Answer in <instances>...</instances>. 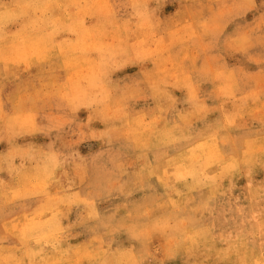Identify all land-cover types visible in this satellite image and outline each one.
Returning <instances> with one entry per match:
<instances>
[{
  "label": "rangeland",
  "instance_id": "1",
  "mask_svg": "<svg viewBox=\"0 0 264 264\" xmlns=\"http://www.w3.org/2000/svg\"><path fill=\"white\" fill-rule=\"evenodd\" d=\"M262 3L0 0V264L264 262Z\"/></svg>",
  "mask_w": 264,
  "mask_h": 264
},
{
  "label": "bare ground",
  "instance_id": "2",
  "mask_svg": "<svg viewBox=\"0 0 264 264\" xmlns=\"http://www.w3.org/2000/svg\"><path fill=\"white\" fill-rule=\"evenodd\" d=\"M3 6H4V5H3ZM3 9H4V8H3ZM1 10H2V9H1ZM3 22H4V21H3ZM40 41H41V39H40ZM40 41H39V42H40ZM43 41H44V39H43ZM45 42H46V41H45ZM63 43H64V42H63ZM61 45H62V44H61ZM7 57H8V56H7ZM254 143H255V142H254ZM254 146H255V145H254ZM203 148H205V147H203ZM206 149H208V148H206ZM196 150H197V149H196ZM198 150H199V149H198ZM198 150H197V151H198ZM201 150H202V149H201ZM202 151L204 152V150H202ZM202 151H200V152H202ZM205 152H207V150H206ZM194 153H195V152H194ZM194 153H193V154H194ZM197 153H198V152H197ZM248 153H249V152H248ZM201 154H203V153H201ZM201 154H200V155L198 154V155L201 156ZM210 154H211V153H210ZM190 155H191V154H190ZM196 155H197V154H196ZM196 155H195V157H197ZM175 156H177V155H175ZM178 156H179V155H178ZM178 156H177V157H178ZM186 156H187V155H186ZM186 156H184V158H185ZM199 156H198V157H199ZM206 156H208V155H204V159L207 158ZM213 157H214V156H213ZM173 158H174V157H173ZM181 158H182V157H181ZM187 158H188V157H187ZM187 158H185V159H187ZM190 158H191V157H190ZM192 158L194 159L193 156H192ZM195 159H196V158H195ZM195 159H194V160H195ZM199 159H200V157H199ZM201 159H202V156H201ZM201 159H200V160H201ZM209 159H210V157H209ZM242 159H243V158H242ZM169 160H170V159H169ZM224 160H225V159H224ZM238 160H239V159H238ZM246 160L248 161V159H246ZM167 161H168V160H167ZM181 161H182V160H181ZM181 161H180V162H181ZM198 161H199V160H198ZM213 161H214V160H213ZM233 162H236V161H233ZM242 162H243V160H242ZM167 163L169 164V162H167ZM223 163H224V162H223ZM225 163H226V161H225ZM244 163H245V162H244ZM162 164H163V163H162ZM180 164H181V163H180ZM183 164H184V162H183ZM186 164H187V163H186ZM188 164H189V163H188ZM192 164H193V163H192ZM192 164H190V165H192ZM195 164H196V163H195ZM228 164H229V163H228ZM231 164H233V163L231 162ZM239 164H240V163H239ZM241 164H242V163H241ZM245 164H246V163H245ZM193 165H194V164H193ZM197 165H199V164L197 163ZM205 165H207V164H205ZM213 165H214V164H213ZM247 165H248V164H247ZM217 166H218V165H217ZM187 167H188V166H187ZM187 167H185V168H187ZM206 167H207V166H206ZM218 167H220V166H218ZM222 167L224 168L225 166H222ZM226 167H231V169H232L234 166H230V165H228V166H226ZM226 167H225V168H226ZM242 167H243V166H241V168H242ZM169 168H170V167H169ZM191 168H192V167H191ZM191 168H190V169H191ZM246 168H247V167H246ZM204 169H205V168H204ZM204 169H203V170H204ZM226 169H227V168H226ZM159 170H160V168H159ZM173 170H174V168H173ZM228 170H229V168H228ZM232 170H233V169H232ZM181 171H183V169H181ZM184 171H188V170H184ZM191 171H192V170H191ZM195 171H196V170H195ZM204 171H205V170H204ZM223 171H226V170H223ZM242 171H243V170H242ZM232 172H233V171H232ZM158 173H159V172H158ZM181 173H182V172H181ZM183 173H184V172H183ZM183 173H182V174H183ZM197 173H198V172H196V173H194V174L196 175ZM202 173H203V172H202ZM220 173H222V172H220ZM224 173H225V172H224ZM227 173H228V171H227ZM159 174H160V173H159ZM184 174H185V173H184ZM194 174H193V175H194ZM214 174H215V173H214ZM217 174H218V173H217ZM225 174H226V173H225ZM229 174H230V173H229ZM176 175H177V176L179 175V177H180V173H179V174H176ZM190 175H191V174H190ZM200 175H201V174H200ZM203 175L205 176V172H204ZM206 175H207V174H206ZM215 175H216V174H215ZM220 175H221V174H220ZM226 175H227V174H226ZM247 175H248V174H247ZM168 176H169V175H168ZM177 176H176V177H177ZM196 176H197V175H196ZM201 176H202V175H201ZM162 177H163V176H162ZM166 177H167V176H166ZM172 177H173V176H172ZM179 177H178V178H179ZM188 177H190V176H188ZM193 177H195V176H193ZM205 177H206V176H205ZM207 177H209V179H210L211 176H207ZM219 177H221V176H219ZM186 178H187V177H186ZM223 178H224V177H223ZM183 179H184V178H183ZM203 179H206V178H203ZM212 180H213V179H212ZM219 180H221V179H219ZM201 181H202V180H201ZM207 181H208V180H207ZM209 181H211V180H209ZM213 181H215V180H213ZM216 181H217V180H216ZM245 181H246V179H245ZM194 183H195V182H194ZM200 183H201V182H200ZM205 183H206L207 185L209 184V183H207V182H205ZM212 183H213V182H212ZM197 184H198V183H197ZM217 184H218V183H217ZM192 185H193V184H192ZM209 185H210V184H209ZM209 185H208V186H209ZM214 185H215V184H214ZM246 185H247V184H246ZM197 186H198V185H197ZM190 187H191V186H190ZM190 187H189V188H190ZM195 187H196V186H195ZM195 187H194V188H195ZM206 187H207V186H206ZM215 187H216V186H215ZM194 188H193V189H194ZM243 188H244V187H243ZM246 188H247V187H246ZM177 189H178V188H177ZM179 189H180V188H179ZM211 189H213V188H211ZM169 190H170V189H169ZM171 191H172V190H171ZM192 191H193V190H192ZM212 191H213V193H214V190H212ZM171 193H173V192H171ZM182 194H183V193H182ZM169 195H170V194H169ZM176 197H177V196H176ZM185 197H186V195H185ZM177 199H178V198H177ZM182 199H183V198H182ZM179 201H180V200H179ZM177 202H178V201H177ZM181 205H182V204H181ZM237 209H238V207H237ZM263 210H264V209H263ZM263 210H262V211H263ZM42 215H43V214H42ZM262 217H264V216H262ZM36 219H37V218H36ZM232 219H233V218H232ZM43 220H44V219H43ZM47 221H48V220H47ZM47 221H46V222H47ZM261 221H262V220H261ZM45 224H46V223H45ZM261 226H262V225H261ZM239 227H240V226H239ZM239 227H238V228H239ZM24 230H25V229H24ZM259 230H260V228H259ZM263 230H264V228H263ZM15 231H16V230H15ZM23 232H24V231H23ZM259 232H260V231H259ZM20 233H21V232H20ZM14 234H16V233H14ZM42 234H43V233H42ZM39 236H40V235H39ZM15 237H16V236H15ZM201 237H202V236H201ZM263 237H264V236H263ZM263 237H262V238H263ZM20 238H21V237H20ZM20 238H19V239H20ZM26 238H28V237H26ZM197 238H198V236H197ZM202 238H203V237H202ZM238 238H239V237H238ZM30 239H31V238H30ZM47 240H48V239H47ZM198 240H199V238H198ZM243 240H244V239H243ZM22 241H23V240H22ZM241 241H242V240H241ZM199 242H200V241H199ZM30 243H31V242H30ZM34 243H35V242H34ZM197 243H198V242H197ZM194 244H195V243H194ZM259 244H260V243H259ZM40 245H41V244H40ZM237 245H238V244H237ZM244 245H245V244H244ZM35 246H36V245H35ZM38 247H39V246H38ZM189 247H190V246H189ZM238 247H239V245H238ZM244 247H246V246H244ZM7 248H8V246H7ZM42 248H44V247H42ZM186 248H187V247H186ZM34 249H35V248H34ZM184 249H185V248H184ZM244 249H245V248H244ZM45 250H46V249H45ZM42 251H43V250H42ZM236 251H237V250H236ZM44 252H45V251H44ZM240 252H241V251H240ZM240 252H239V253H240ZM183 253H184V252H183ZM64 254H65V253H64ZM245 254H246V252H245ZM186 255H187V254H186ZM186 255H185V256H186ZM239 255H240V254H239ZM249 255H250V254H249ZM118 256H119V255H118ZM118 256H116V257H118ZM241 256H242V253H241L240 257H241ZM250 256H251V255H250ZM238 257H239V256H238ZM247 257H248V256H247ZM251 257H252V256H251ZM254 257H255V256H254ZM131 258H132V257H131ZM227 258H228V257H227ZM243 258H244V257H243ZM243 258L241 257V260H242ZM249 258H250V257H249ZM255 258H256V257H255ZM24 259H25V258H24ZM41 260H42V259H41ZM62 260H63V259H62ZM238 260H240V259H238ZM251 260H252V259H251ZM245 261H246V257H245ZM256 261H259V260H256ZM39 262H40V261H39ZM58 262H59V261H58ZM225 262H226V261H225ZM250 262H251V261H250ZM25 263H26V262H25ZM4 264H5V263H4ZM55 264H56V263H55ZM117 264H118V263H117ZM227 264H228V262H227Z\"/></svg>",
  "mask_w": 264,
  "mask_h": 264
},
{
  "label": "snow or ice",
  "instance_id": "3",
  "mask_svg": "<svg viewBox=\"0 0 264 264\" xmlns=\"http://www.w3.org/2000/svg\"><path fill=\"white\" fill-rule=\"evenodd\" d=\"M261 11L264 13V3L261 5ZM262 55H264V52H262ZM262 71H264V68H262ZM261 254L264 256V241H262ZM261 264H264V262H261Z\"/></svg>",
  "mask_w": 264,
  "mask_h": 264
}]
</instances>
